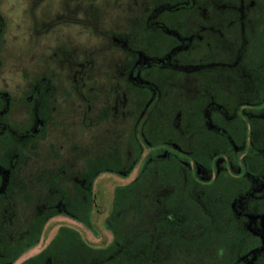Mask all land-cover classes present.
Here are the masks:
<instances>
[{"label": "flooded vegetation", "instance_id": "1", "mask_svg": "<svg viewBox=\"0 0 264 264\" xmlns=\"http://www.w3.org/2000/svg\"><path fill=\"white\" fill-rule=\"evenodd\" d=\"M136 2L105 73L118 82L111 105L84 91L93 60L59 44L17 91L0 87V264H97L77 239L103 249L104 264H264V0ZM117 104L121 140L97 151L95 128ZM99 157L122 159L109 174L135 172L111 189L105 239L96 178L92 229L66 214L63 193ZM136 178L119 217L115 189Z\"/></svg>", "mask_w": 264, "mask_h": 264}, {"label": "rangeland", "instance_id": "2", "mask_svg": "<svg viewBox=\"0 0 264 264\" xmlns=\"http://www.w3.org/2000/svg\"><path fill=\"white\" fill-rule=\"evenodd\" d=\"M138 5L140 2L136 0H0V87L6 84L17 91L15 86L21 88L28 76L34 77L44 70L47 50H55L53 48L59 44L75 53L80 61L93 60L96 84L87 80L84 91H89L90 86L92 91L97 90L98 109L111 105L105 104L112 100L107 90L112 83L118 82L117 78L111 80L105 73H113L120 61L121 54L115 40L125 30L127 12H136ZM115 109L117 113H114L113 121L95 128L97 151L109 141L121 140L122 125L117 123L120 121V104ZM87 138L81 139L82 147L88 148ZM134 174L132 172L129 177L121 179L101 173L94 181L93 191L97 194L93 205L94 225L97 235L104 239L101 221L107 212L111 189L113 185L126 183ZM58 223L71 224L65 219ZM81 233L98 243V236Z\"/></svg>", "mask_w": 264, "mask_h": 264}, {"label": "trees", "instance_id": "3", "mask_svg": "<svg viewBox=\"0 0 264 264\" xmlns=\"http://www.w3.org/2000/svg\"><path fill=\"white\" fill-rule=\"evenodd\" d=\"M135 18H129L131 26L130 35H137V29H133L134 24L131 23ZM124 33H120L119 37H123ZM130 145L132 143V132L129 134ZM122 159L106 157H99L95 162L87 163V170L90 169L89 173L82 174L79 182L70 181L68 185L74 186V191L64 190V202L66 214L72 216L77 221L84 224L87 228L92 229L90 222V186L92 185L93 180L101 173H118L121 170ZM140 184L139 178L134 179L126 185L117 186L115 191L114 206L115 210L119 212V217H121V211L124 207V204L129 202L133 194V188ZM67 186V183H66ZM128 195V196H127ZM126 196V197H125ZM68 234L72 233L67 228H62L60 231ZM66 240L65 242H67ZM76 242L80 243L81 250L83 251H92L97 253L95 258H92V255H83L81 259H86L87 261H96L97 264H104V250L103 249H91L87 247L81 240L77 239ZM99 253V254H98ZM14 259V258H13ZM11 259V260H13Z\"/></svg>", "mask_w": 264, "mask_h": 264}]
</instances>
